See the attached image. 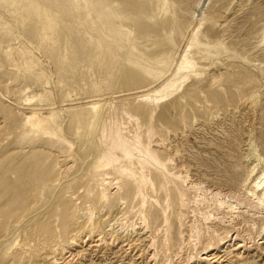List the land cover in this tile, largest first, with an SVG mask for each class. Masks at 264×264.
<instances>
[{"label":"rangeland","instance_id":"rangeland-1","mask_svg":"<svg viewBox=\"0 0 264 264\" xmlns=\"http://www.w3.org/2000/svg\"><path fill=\"white\" fill-rule=\"evenodd\" d=\"M0 1V264H151L149 248L153 264L191 263L203 250L193 245L194 232L211 228L223 236L225 229L208 219L214 200L186 180L251 188L253 166L259 164L254 178L264 171V0H168L164 7L158 0H106L119 15L114 22L131 31L129 40L96 13L86 18L46 2L53 19L46 29L27 1ZM100 40L119 48L116 58ZM153 85L147 100L158 103L149 117L142 95ZM255 91L249 123L240 102ZM114 112L145 143L151 126L172 150L157 152L163 175L135 160L130 173L110 174L119 190L106 195L99 185L95 200L83 183L99 164L100 130ZM32 114L49 118L42 129L32 127ZM63 141L73 147L58 180ZM247 142L260 161L250 159ZM256 221L254 231L248 217L238 226L261 241L264 221ZM98 238L101 246H91ZM228 258L223 264H264L257 250Z\"/></svg>","mask_w":264,"mask_h":264},{"label":"bare ground","instance_id":"bare-ground-1","mask_svg":"<svg viewBox=\"0 0 264 264\" xmlns=\"http://www.w3.org/2000/svg\"><path fill=\"white\" fill-rule=\"evenodd\" d=\"M25 1H27L29 8L33 9L37 13L36 15H38L39 18L42 19L43 26L46 29L47 28L49 29L52 26L51 21L53 20L51 18L52 16L50 15L48 4L46 3L49 2V4L50 3L60 4V6H62L63 9L64 7L67 9L68 7H72L78 13L81 12L83 14H86V18L92 13H96L99 18L98 21L100 20V22L103 25L106 26L113 25L117 29L118 35H121L123 37L125 36L128 38V40L130 39L131 31L130 32L125 31V29H123L122 23L114 22L115 16L118 15L114 7L115 5L113 6L111 3H108L106 0H25ZM158 1H160L158 3H160L161 7H164L167 3H169L168 0H158ZM99 42L101 44V47L105 49L107 55H109L110 58L115 57L117 50L119 48L113 47L109 43L103 40H100ZM131 46L133 50L136 47V45H132V42H130V47ZM130 62L136 65V68L139 72H143L149 77H152L153 83L158 80L156 78L157 75H155V72H153L151 69L146 68L141 64H138L137 63L138 61H130ZM189 63H190V67L195 66V62H193L192 59L189 61ZM152 87H154V85L144 90L145 92L146 91L147 92L142 95V100L146 104L145 113L149 115V117L153 116L155 106L158 103L155 102L154 99L151 101L147 100L148 99L147 97L149 95L150 96L154 95L155 90L150 89ZM256 94L257 93L255 91V93L247 96L246 98L242 99V101L240 102L241 107L244 109L245 115L249 123H252L255 120V113H256L255 102L257 96ZM122 107L124 108V106ZM113 116L114 117L111 120L109 119L110 122L108 121V125L106 124L103 125V127L100 130L101 140L103 141V149H102V153L100 154L99 164L93 166L92 169L93 174L89 177V179H87L83 183V186L87 188L88 196L95 200L97 199L101 200L102 197L101 196L102 194L96 191L99 185L106 186L107 188L106 195L108 193L113 194L117 190H119V186L115 185L119 181H115L116 178L114 176L111 177L110 174L113 172H115V174L130 173L129 172L130 170L127 167V165L133 164V161L135 160H137L138 163H140V166L142 168L147 167L148 165H152L156 172H159L161 173V175H163L164 163L159 158L157 152L160 151L164 154L170 155V152L172 150L170 149L171 147L170 148L168 147L169 144L168 146L165 145L160 139H158V137L155 139L153 129L151 128V126H149L146 131V135L149 142L145 143L143 141L144 135H142L140 131L138 130L127 131L125 127L126 125L124 126V122L122 118L119 117L118 114H115ZM48 119H49L48 117L38 114H32L28 116V121L35 130L42 129L43 124ZM47 133H49V131ZM247 144H249V149L252 150V152H250L251 153L250 159L255 158L254 160L260 161L261 157L258 155L259 152L257 153L256 152L257 150H254L252 142L249 143L247 142ZM62 145L64 146L63 151L66 152L62 153L63 151H58L59 159L57 160V164L59 165V170H60L57 177L58 180L65 179L64 172H66L65 170H67L70 166L68 162L67 163H63V162L66 160L67 156H69L68 155L69 153L67 152H70L71 147H73L65 141L62 142ZM60 157L64 159H61ZM258 165L259 164L257 163L253 166V168L250 170L246 178V181L252 182V187L250 186L251 188L245 186L244 187L241 186L238 189H225L223 187L210 188L212 186L208 185L210 186L208 187L206 186L207 184L205 183L202 184L200 182H196V181L194 182V180H186V184L189 188L192 187L193 188L196 187L199 189L203 188L205 191V195L203 197L206 198L208 196L209 198L214 200L215 204L217 205V211H210V214H208V219L212 223L217 224L218 227L220 226L222 227V229L224 228L225 234L223 236H219V234L211 228H209L206 235L205 233L204 234L201 233L200 230L194 232V234L192 235L193 239L191 241L193 242L194 246L200 249L202 248L203 250L200 254H198V256H195L192 261L190 260L191 263L189 262L187 263L186 261V263H180V264H223L225 261L229 260L228 258L229 253L236 252L238 255L242 256V254L250 250H257L258 252L264 255V245H263L264 240L260 241L255 239V236L253 235L252 232L249 233L238 226L242 217H248L254 223L252 228L253 231L257 229V221H256L257 219H262L264 221V191L262 193L263 197L259 195V191L264 190V171L260 176L254 178V176L256 175V170ZM182 177H184V175L180 174L179 176H177V179ZM142 178L145 179L146 181H151L149 175L147 174H143ZM134 181H138V178L134 177ZM261 232L264 234V226L262 227ZM167 240H165L166 241L165 244L168 243ZM95 241L96 243L94 244L90 243V245L92 244L91 246L95 245L100 247L101 246L100 244H102L100 242H103L104 240L102 238H98ZM177 246L179 249L177 254L181 256V254L184 253V251L187 249L185 247L187 246L186 239H184V241L182 243H179ZM145 255L147 258H149L150 263L153 264L155 258V251L149 248L148 250H146ZM60 263L61 262H59L57 259L53 261V264H60Z\"/></svg>","mask_w":264,"mask_h":264}]
</instances>
